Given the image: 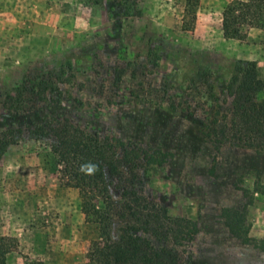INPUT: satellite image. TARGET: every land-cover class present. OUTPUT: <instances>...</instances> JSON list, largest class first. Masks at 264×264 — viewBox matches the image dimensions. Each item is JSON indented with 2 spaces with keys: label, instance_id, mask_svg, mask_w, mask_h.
I'll return each mask as SVG.
<instances>
[{
  "label": "rangeland",
  "instance_id": "374dc122",
  "mask_svg": "<svg viewBox=\"0 0 264 264\" xmlns=\"http://www.w3.org/2000/svg\"><path fill=\"white\" fill-rule=\"evenodd\" d=\"M196 1L188 10V0H0V130L27 121L3 107L5 94L27 76L53 73L60 91L40 105L43 114L166 155L143 172L144 192L196 224L179 246L191 264H264V152L218 149L203 122L220 106L206 87L191 89L208 68L223 99L240 51L252 45L264 80V26L225 39L223 11L234 0ZM57 169L49 145L36 141L11 147L0 162L7 264H98L88 255L99 228ZM231 209L244 212L247 239L228 229Z\"/></svg>",
  "mask_w": 264,
  "mask_h": 264
},
{
  "label": "trees",
  "instance_id": "16d2710c",
  "mask_svg": "<svg viewBox=\"0 0 264 264\" xmlns=\"http://www.w3.org/2000/svg\"><path fill=\"white\" fill-rule=\"evenodd\" d=\"M198 6L188 0V10ZM223 35L245 40L246 28L264 26V0H234L224 7ZM151 54V51H150ZM61 68L72 69L70 61ZM63 70V72H64ZM62 73V72H61ZM208 68L199 70L191 89L207 88L209 100L218 108L206 114L205 135L222 145L264 152V80L255 62L239 60L218 98ZM53 73L27 76L16 91L5 94L3 107L23 116L24 126L0 130V162L9 149L22 141L47 143L55 158L63 185L79 192L86 220L99 228V241L92 245L90 261L98 264H191L179 250L197 232L189 219L171 217L168 210L144 192L143 172L162 165L165 154H152L133 142L102 137L55 113H42L41 104L60 91ZM175 108V103H171ZM218 106V107H219ZM226 225L234 237L247 239L245 214L227 210ZM9 249L0 238V264H7Z\"/></svg>",
  "mask_w": 264,
  "mask_h": 264
},
{
  "label": "crops",
  "instance_id": "0c3cea01",
  "mask_svg": "<svg viewBox=\"0 0 264 264\" xmlns=\"http://www.w3.org/2000/svg\"><path fill=\"white\" fill-rule=\"evenodd\" d=\"M259 48L256 45H252V47L249 48H244L240 51V53L242 52V55H246L244 57H242L244 60L247 61H261L262 57L260 56V52H259Z\"/></svg>",
  "mask_w": 264,
  "mask_h": 264
}]
</instances>
